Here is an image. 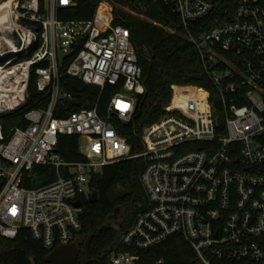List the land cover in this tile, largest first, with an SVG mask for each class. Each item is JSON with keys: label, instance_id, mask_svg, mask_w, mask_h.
<instances>
[{"label": "built area", "instance_id": "built-area-1", "mask_svg": "<svg viewBox=\"0 0 264 264\" xmlns=\"http://www.w3.org/2000/svg\"><path fill=\"white\" fill-rule=\"evenodd\" d=\"M7 1L0 15V114L26 102L32 73L48 101L25 114V128L5 133L0 123V236L27 229L50 251L72 243L91 178L105 165L142 157L149 206L119 235L109 264H138L139 251L174 235L201 264H264V0H155L185 25L214 19L190 38L212 89L171 85L170 103L142 128L135 151L113 122H131L144 91L142 69L112 10L97 19L100 1L92 19L66 21L59 10L76 0L0 5ZM63 75L113 88L102 113L96 101L56 117L70 98L60 87ZM61 135L78 137L81 160L57 151ZM35 166L54 168L56 179L26 187Z\"/></svg>", "mask_w": 264, "mask_h": 264}, {"label": "trees", "instance_id": "trees-1", "mask_svg": "<svg viewBox=\"0 0 264 264\" xmlns=\"http://www.w3.org/2000/svg\"><path fill=\"white\" fill-rule=\"evenodd\" d=\"M76 1V7L59 10V16L63 20H90L99 2L105 1L113 7L112 23L122 25L129 31L138 64L142 69L144 91L136 97L131 122L113 123L117 131L127 138L134 151L141 150V130L162 115L163 108L172 99L171 85L212 89L199 52L190 38H199L214 19L208 17L185 25L168 6L155 0ZM107 9L108 7L103 5L97 13V19H100ZM60 87L70 98L57 108L56 117H66L74 111L89 108L96 101H99L102 113L114 91L110 86L99 90L67 75L61 77ZM47 101L48 97L37 90L32 73L26 102L13 111L0 114L4 132H9L13 127L25 128L28 125L25 114L32 109L44 107ZM57 151L67 161L82 159L77 136L61 135ZM144 166L142 157L123 160L105 165L99 174L91 178L90 188L97 191V199L90 202L89 197H86L82 201L79 246H83L89 235L93 237L84 257L79 255L77 264H84L88 260L109 264V252L119 235L132 225L138 213L149 206L141 182ZM34 173L43 179L39 186L54 180L56 175L54 168L44 166H35ZM1 184L0 181V186ZM25 186L32 187L31 183H26ZM119 206L123 207L120 229L101 230ZM50 252L35 241L27 229H20L12 239L0 236V264H52L47 259ZM138 253V264H201L194 249L181 235L171 236L162 243Z\"/></svg>", "mask_w": 264, "mask_h": 264}, {"label": "water", "instance_id": "water-1", "mask_svg": "<svg viewBox=\"0 0 264 264\" xmlns=\"http://www.w3.org/2000/svg\"><path fill=\"white\" fill-rule=\"evenodd\" d=\"M17 44H19L17 42ZM217 106L219 107V102L217 101ZM97 199V191L92 190L90 196H89V201L94 202ZM76 206H79V202H76ZM123 221V207L119 206L115 208L114 213L110 216L109 222L105 224L101 230H119L120 229V224ZM92 235H89L87 239L84 242V245L82 248L78 246L75 242L70 243V244H64L56 247L54 250H52L48 256L47 259L52 262V264H77L78 257L79 255L83 254L88 251L89 249V244L92 239ZM89 263H96L99 264L97 260H88L84 262V264H89Z\"/></svg>", "mask_w": 264, "mask_h": 264}, {"label": "rangeland", "instance_id": "rangeland-1", "mask_svg": "<svg viewBox=\"0 0 264 264\" xmlns=\"http://www.w3.org/2000/svg\"><path fill=\"white\" fill-rule=\"evenodd\" d=\"M101 5H102V6H101ZM103 5H104V6H107L108 8H110V9L112 10V12H113V7H112V5H110L109 3L105 2V1H102V2H101V4H100L101 7H99V10H98V11H100V10L102 9ZM112 14H113V13H112ZM60 57H61V54H60ZM80 143H81V144H84V143H85V140H84V139H81V140H80ZM53 175H54V174H53ZM55 179H56V175H55ZM42 180H43V179L39 178L36 174H33V177H32V179H31V185H32L31 188H36V187H38V186L41 184Z\"/></svg>", "mask_w": 264, "mask_h": 264}, {"label": "bare ground", "instance_id": "bare-ground-1", "mask_svg": "<svg viewBox=\"0 0 264 264\" xmlns=\"http://www.w3.org/2000/svg\"><path fill=\"white\" fill-rule=\"evenodd\" d=\"M10 1L6 2L4 5L0 6V15L2 14V11L4 10V8L8 5Z\"/></svg>", "mask_w": 264, "mask_h": 264}, {"label": "flooded vegetation", "instance_id": "flooded-vegetation-1", "mask_svg": "<svg viewBox=\"0 0 264 264\" xmlns=\"http://www.w3.org/2000/svg\"><path fill=\"white\" fill-rule=\"evenodd\" d=\"M73 242H75L76 244H78V238L77 239H75ZM72 242V243H73ZM84 245V244H83ZM78 246H79V244H78ZM80 248H82L83 246H79ZM82 256H83V254H82ZM84 257V256H83Z\"/></svg>", "mask_w": 264, "mask_h": 264}]
</instances>
